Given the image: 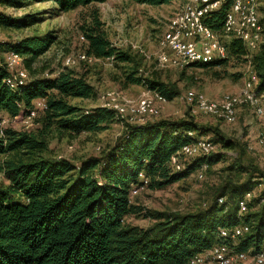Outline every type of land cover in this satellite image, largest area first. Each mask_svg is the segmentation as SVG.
I'll return each instance as SVG.
<instances>
[{
	"label": "trees",
	"instance_id": "1",
	"mask_svg": "<svg viewBox=\"0 0 264 264\" xmlns=\"http://www.w3.org/2000/svg\"><path fill=\"white\" fill-rule=\"evenodd\" d=\"M131 1L162 6L172 0ZM106 2L0 0V6L19 10L53 3V10L58 13L90 8L89 22L82 27L87 44L83 54L94 60L132 64L137 74L140 68L137 57L114 46L107 36L96 7ZM227 7L210 13L205 25L221 33ZM43 15L35 12L14 17L0 12V28L28 29L43 22ZM230 41L225 44L227 53L248 60L252 52L247 45L234 38ZM55 42L52 32L0 41L1 116L8 119L28 113L34 110L36 100L44 99L46 107L37 114L41 115L44 128H55L71 139L103 129L117 119L114 111L104 107L84 110L67 102L68 98L95 99L97 93L85 76L69 67L54 77L53 73L36 76L35 64ZM10 52L21 59L28 73V79L16 89L9 84L11 72L4 57ZM254 53L251 62L256 84L260 79L257 93L262 95L264 45ZM226 61L227 58L213 59L192 65L211 68ZM128 80L144 85L168 102L181 95L177 84L159 77ZM43 135L38 137L12 128L0 130V175L7 182L5 187L0 186V264H189L197 255L218 246L214 249L223 250L227 256L256 254L264 248V193L248 203L252 198L250 192L264 180V173L256 168L250 169L242 183L227 180L203 210L188 214L149 211L148 216L157 220L153 227L126 224L128 216L144 211L132 204L131 192L136 186L164 188L204 165L210 168L221 162L224 155L214 154L216 145L224 152L240 148L238 142L228 139L218 127L201 125L192 117L127 124L112 147L100 157H89L78 165L66 158L46 156L48 143ZM205 137H211L208 141L214 146L213 153L191 158L179 153L182 146ZM173 159L176 164L172 163ZM178 160L182 165L180 171L172 166ZM243 165L238 157L229 170H238ZM141 174L145 179H140ZM243 203L248 211L242 213ZM235 230L240 235L233 237L235 232H231ZM222 231L227 232L226 237L221 235Z\"/></svg>",
	"mask_w": 264,
	"mask_h": 264
},
{
	"label": "rangeland",
	"instance_id": "2",
	"mask_svg": "<svg viewBox=\"0 0 264 264\" xmlns=\"http://www.w3.org/2000/svg\"><path fill=\"white\" fill-rule=\"evenodd\" d=\"M188 2L189 0H172L166 5L149 6L131 0H107L106 3L96 6L110 41L114 46L136 56L140 61L137 74H134L136 69L132 64L116 63L112 59L94 60L88 57L86 61L78 59L80 55H85L83 53L87 47L85 40L82 39L84 38L82 37V27L89 22L90 8H79L67 13H58L53 10V3L35 4L19 10L0 6V12L14 17L35 12L44 14L43 22L28 29L9 30L0 28V41H14L35 35L45 36L52 32L56 37V42L35 64L36 76L43 77L45 73H48L47 76H49L53 73L52 77H54L65 67H69L76 74L85 76L97 93L93 100L68 98L69 104L90 110L98 107H110L111 103V105H115L116 103H124L125 100L137 103L151 96L152 92L148 91L142 84H132L128 80L129 77H159L162 81L177 84L181 89V95L167 103L158 118L149 119L148 122L192 117L201 125L218 127L228 139L240 144L239 149L225 152L216 145L213 152L214 154H223L222 161L210 168L204 165L179 182L160 189H145L143 187L136 196H132V204L142 207L144 211L141 214L126 218V224L131 226L153 227L157 220L148 216L147 212L149 211L151 213L188 214L203 210L211 204L216 191L227 180L242 183L246 180L250 169L253 168L264 173V144H260L259 141V137L264 134H261L264 131V115L258 116L254 106L244 102L243 105L241 104L242 106L239 105L237 108L236 122L231 124L202 114L198 111L195 103L187 100V94L194 92L210 101L221 102L225 96H240L244 89L251 87V92L259 101V106L264 109V94L259 95L257 93L260 79L258 78L256 84V72L251 62L254 52L258 51L264 42L258 50L251 51L248 60L245 57L233 58L228 53L227 61L222 66L200 68L189 65L181 67L175 55L163 48L161 42L168 30L170 21L182 11ZM260 18L264 31V4ZM218 34L220 42L224 45L233 40L232 37ZM6 54L4 57H7ZM68 59L75 61V64L67 65ZM21 68L23 67L20 62L15 66L14 73ZM39 100L41 99L34 102V108L36 107L37 110L35 115L30 116V118L28 117L30 112H22L21 115L8 119L1 116V132L12 128L29 131L38 137L44 133L43 136L48 143L46 156L66 158L77 165L89 157H100L104 151L114 145L127 124H137L125 116L108 123L97 132L81 134L71 139L59 134L55 128H44L40 119L41 115L40 117L37 115L38 111L42 110L37 104ZM203 139L210 140L211 137ZM238 157L244 163L243 169L229 170L232 161ZM179 160L176 166L172 165L178 171L182 168ZM189 161L190 159L186 162ZM261 181L262 184L250 192L252 198L249 199V196H245L246 200L249 199L248 203L264 193V180ZM6 185L4 176L0 175V186L5 187ZM247 211L246 208L242 213ZM205 256V264H216L210 254Z\"/></svg>",
	"mask_w": 264,
	"mask_h": 264
},
{
	"label": "bare ground",
	"instance_id": "3",
	"mask_svg": "<svg viewBox=\"0 0 264 264\" xmlns=\"http://www.w3.org/2000/svg\"><path fill=\"white\" fill-rule=\"evenodd\" d=\"M211 1L212 0H204V7H211ZM263 4L264 0H224L220 6H216L213 11L209 12V14L220 10L225 5H228L221 34L227 37H232L236 40H241L247 45L250 51H255L258 50L264 42L263 25L260 20V12L263 8ZM197 6L198 0H189L182 11L170 21L168 30L164 34L163 40L161 42L163 48L168 49L175 55L181 67L189 66L199 62H205V60L201 59H191L188 61V63L182 62L179 59L178 50H174V48H168V46H174L175 43H177L181 38H191L192 32H195V25H186L189 19L192 18V15H197L198 25L203 26L204 29L214 32L213 29L209 28L204 23V20L209 15H207V12H205L204 9H198ZM234 8L235 11H233ZM254 38H258L256 44H253ZM218 43L221 45L222 58L226 59L228 57L227 48L223 43L220 42L219 34ZM78 59L80 61H86L87 56L80 55ZM213 59L219 60V57H207L206 61ZM20 62L21 59L14 52L7 54L6 63L9 71L11 72L9 84L14 89L18 88L19 85H22L28 79V74L23 68L17 69L14 73L15 66ZM71 64H75V61L68 59L67 65ZM43 100L44 99H41L37 102L40 109H44L46 107V102L45 100L43 102ZM187 100L195 103L196 107H198V111H200L202 114L212 116L216 119L223 120L231 124L236 122L237 108L244 102L253 105L255 108V113L258 116L264 115V109L259 106V101L257 100V97L254 95V93L251 92V87L244 89L240 96L227 95L222 99L221 102L210 101L204 96L194 92H189L187 94ZM167 103H169L167 99L156 92H152L151 96L142 99L137 103L125 100L124 103H114L115 105H111V103L110 107L105 106L104 108L114 111L117 119L124 117L122 112H126L125 116L129 117L132 122H136L137 124H145L149 121V119L158 118L163 107ZM36 110L30 111L31 114H29L28 117L30 118V116L35 115ZM259 141L260 144H264V134L259 137ZM213 150L214 146L212 143L202 138L196 140L193 143L182 146L179 153L185 156L195 157L198 155H207ZM172 163L176 164V159H173ZM142 176L143 174L140 175V179ZM142 188L143 187L136 186L132 190L131 195L136 196ZM248 196L250 197V195ZM242 208L243 210L245 209L244 203L242 204ZM221 235L226 237L227 232L222 231ZM239 235L240 231L235 230L233 237ZM208 252L197 255L192 261H190L189 264H205L204 256L206 254H210L216 264H264V258H261V256L264 255V248L256 254H251L252 252L235 253L229 256L225 255L224 251L220 249H213ZM217 258H220V260Z\"/></svg>",
	"mask_w": 264,
	"mask_h": 264
},
{
	"label": "built area",
	"instance_id": "4",
	"mask_svg": "<svg viewBox=\"0 0 264 264\" xmlns=\"http://www.w3.org/2000/svg\"><path fill=\"white\" fill-rule=\"evenodd\" d=\"M223 2L224 0H212L211 7H204V0H198L197 8L204 9V11L207 12V15H209V12L213 11L216 6H220ZM233 11H235V8ZM188 25H195V32H192L191 38H181L174 46H168V48L178 50L180 61L185 63H188L191 59H201L206 61L207 57H219V59L223 60L221 45L218 43V32L209 31L208 29H204L203 26L198 25L197 15H192V18L189 19L186 26ZM257 40L258 38H254L253 44H256ZM34 110H36V108ZM122 115L125 117L126 112H122ZM141 178L145 179V175ZM234 232L235 231L231 233ZM261 258H264V255L261 256ZM217 259L220 260V258Z\"/></svg>",
	"mask_w": 264,
	"mask_h": 264
},
{
	"label": "crops",
	"instance_id": "5",
	"mask_svg": "<svg viewBox=\"0 0 264 264\" xmlns=\"http://www.w3.org/2000/svg\"><path fill=\"white\" fill-rule=\"evenodd\" d=\"M50 4H51V3H50ZM6 55H7V54H6ZM6 55H5V56H6ZM263 133H264V131H263L261 134H263Z\"/></svg>",
	"mask_w": 264,
	"mask_h": 264
}]
</instances>
